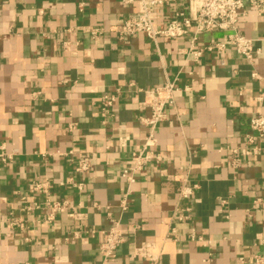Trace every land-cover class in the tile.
Instances as JSON below:
<instances>
[{
    "label": "crops",
    "instance_id": "obj_1",
    "mask_svg": "<svg viewBox=\"0 0 264 264\" xmlns=\"http://www.w3.org/2000/svg\"><path fill=\"white\" fill-rule=\"evenodd\" d=\"M133 9L0 0V264H264V136L249 125L264 114V13L238 22L258 50L249 61L233 47L196 59L190 35L121 38L112 27ZM166 83L178 91L152 131L158 157L133 172L151 134L145 91ZM35 180L54 186L34 193ZM116 223L123 241L105 257Z\"/></svg>",
    "mask_w": 264,
    "mask_h": 264
},
{
    "label": "built area",
    "instance_id": "obj_2",
    "mask_svg": "<svg viewBox=\"0 0 264 264\" xmlns=\"http://www.w3.org/2000/svg\"><path fill=\"white\" fill-rule=\"evenodd\" d=\"M125 4L135 7L130 11L123 22L112 27V30L120 33L121 38L128 35L144 34L151 41L156 42L158 37L180 38L191 36V45L188 53L197 59L207 50L217 49L224 51L233 47L235 51L249 61L254 59L258 50L254 48V40L246 37L238 30V22L248 8L254 9L259 14L264 13V0H122ZM167 8L166 12L161 9ZM167 15L165 25L157 28L155 23ZM225 31V38L215 40L207 46H197L200 34L204 32ZM100 29H93L92 34L97 36ZM255 75V74H254ZM178 91L175 83H166L154 90L145 91L143 107L151 110V114L144 118L150 127L151 134L147 145L132 154V171H139L147 162L156 159L157 153L151 149L155 141L152 131L166 118L165 109L168 103H172L174 93ZM115 101L114 96H104L103 109L109 110ZM250 129L264 136V114L259 113L250 118ZM256 137L247 135V143L253 145ZM258 151L256 146L243 147L240 152L245 156H251ZM238 152V150H235ZM77 171L87 172L90 169V158L82 157L78 160ZM124 176L132 179L128 170H124ZM48 180H35L32 185L34 193L48 195L53 188ZM193 193L192 187H186L182 194L188 197ZM55 207L60 205L54 203ZM123 241L122 229L119 224L111 227L105 241L101 244V251L105 257H113L114 251Z\"/></svg>",
    "mask_w": 264,
    "mask_h": 264
}]
</instances>
